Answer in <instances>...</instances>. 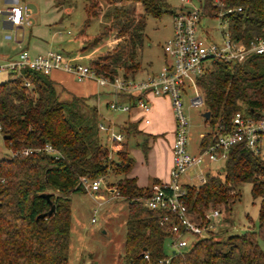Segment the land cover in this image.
<instances>
[{
	"label": "trees",
	"instance_id": "1",
	"mask_svg": "<svg viewBox=\"0 0 264 264\" xmlns=\"http://www.w3.org/2000/svg\"><path fill=\"white\" fill-rule=\"evenodd\" d=\"M216 1L222 3L221 9H233L223 16L233 38L247 42L264 36V0H199L203 15L216 16L221 10ZM136 5L142 7L141 12H136ZM178 9L172 10L168 0H84V24L75 40H80L92 19L101 18L104 30L116 29L117 42L110 53L96 56L88 65L109 79L127 77L139 67L138 50L143 46L147 16L160 18L168 11L173 16ZM103 36L101 32L89 43L80 41L78 51H87ZM25 78L29 86L20 77L0 82V132L9 149V154L0 158V264H68L69 194L85 192L81 178L99 177L128 203L122 264H157L167 256H171L169 264H264L263 149L255 154L243 144L232 146L218 169L222 176L207 173L204 183L186 185L185 196L191 219L202 224L207 210L233 202L237 186L248 183L251 197L259 199L257 229L225 239H217V230H209L204 238L189 241L182 252L171 254L166 252L165 241L174 234L169 223H159L167 212L144 204L158 182L139 187L136 179L128 176L135 160L127 144L110 156L100 137L96 108L87 98L64 97V90L58 89L50 74L28 70ZM195 80L210 112L206 120L210 131L201 138L200 151L214 141V131L230 129L236 112L251 113L264 107V54L242 63L210 59ZM138 98L141 96L130 95L127 102L135 106ZM122 130L126 137L141 133L131 123ZM46 145L57 155L46 152ZM137 145L147 152V139ZM26 148L38 150L28 155L10 154ZM112 176L116 178L111 180ZM44 193L50 194L54 212L40 217L51 207Z\"/></svg>",
	"mask_w": 264,
	"mask_h": 264
},
{
	"label": "built area",
	"instance_id": "2",
	"mask_svg": "<svg viewBox=\"0 0 264 264\" xmlns=\"http://www.w3.org/2000/svg\"><path fill=\"white\" fill-rule=\"evenodd\" d=\"M181 2L182 6L173 15L172 37L163 46L168 62L157 74L149 75L142 80H132L122 75L109 79L97 75L88 64L73 62L63 53L55 51L32 55L22 49L15 57L5 59L0 57V75L5 74L11 79L20 77L24 80L25 86L30 85L25 78V72L28 70L42 74L63 70L72 74L77 81L91 79L101 87H110L115 94L142 96L137 99L135 106H141L145 111L150 109L145 96L164 95L170 98L175 116L170 180L154 183L151 187L152 194L145 199L144 204L151 209L167 212L159 223L166 226L169 223L168 228L174 234L168 244L171 254L182 252L188 245L189 241L185 238L187 233L204 238L207 231L215 229L216 223L219 222L218 217L221 215V210L213 208L203 214L202 224L193 221L185 203L186 185L181 183V176L188 169L199 166L205 158L216 163L225 160L229 149L236 144H243L255 154L261 153L264 148V107H261L252 110L251 113L236 112L231 119L229 130L218 134L214 131L215 139L206 149L195 155L188 152V117L182 98L185 85L190 84L194 90V96L190 100L191 105H202V96L195 79L202 72L204 64L210 59L242 63L253 55L264 54V36H256L243 42L241 39L233 38L228 28H217L219 39H209L206 34H197V26L203 16L202 9L193 5L191 0H181ZM216 5L222 8L221 2L216 1ZM232 11V8L221 9L213 18L217 19L220 25L227 24L223 16ZM0 15H5V22L14 30L30 26L32 23L30 10L26 4H13L5 9L0 8ZM5 38L16 39L15 35L10 34L5 35ZM108 106L112 110L127 112L134 105L129 102H111ZM145 122L148 123V120ZM98 127L107 134L110 141L120 142L123 139L122 133L111 126L99 124ZM37 150L26 148L17 152L10 151V154L28 155ZM44 150L54 156L57 155L50 145H46ZM205 179V176H199L200 184L204 183ZM80 183L85 192H96L101 188L104 180L102 177L93 180L81 178ZM91 221L94 222L95 218L92 217ZM170 257L159 259L157 264H169ZM144 258L147 259L148 255L144 254Z\"/></svg>",
	"mask_w": 264,
	"mask_h": 264
},
{
	"label": "rangeland",
	"instance_id": "3",
	"mask_svg": "<svg viewBox=\"0 0 264 264\" xmlns=\"http://www.w3.org/2000/svg\"><path fill=\"white\" fill-rule=\"evenodd\" d=\"M19 1L27 2L32 10L33 24L25 28V39L22 43L23 47H26L30 53L44 51V48H47L61 52L64 55L75 54L78 57H86L90 61L96 56H105L110 53L116 45V29L112 31L104 30L103 25L105 22L101 18L92 19L85 33L79 36L80 40H75V36L82 30L84 24V0H73L72 3L71 0H66L62 3L60 0ZM191 2L195 6L199 5V0H191ZM5 3L4 0H0V8H4ZM168 3L170 8L174 10L182 2L181 0H168ZM135 9L136 12H141L142 7L136 5ZM172 24L173 16L169 11L164 12L160 18L147 16L143 46L138 50V60L146 70L151 71L161 66L165 58L163 46L172 35ZM217 28L227 29L228 26L227 24L220 25L217 19L204 14L198 23L197 34H202L201 30H208V38L216 40L219 39ZM5 31L9 34H14V30L3 29L0 22V43L2 45H7V43L14 44L3 40ZM101 32H104L105 36H103L100 43L89 47L85 52L78 51L81 47V42L89 43L94 39L95 35H99ZM20 35L21 31L18 32V36ZM36 42L39 43L38 47L42 49H37ZM0 53H2L1 50ZM80 62L85 64L87 60ZM6 78L7 75H0V82ZM193 96L192 88L186 85L182 98L183 107L188 117L189 139L187 149L190 153L198 150L200 134L210 130V125L202 116L206 111V107L204 104L191 105L190 99ZM100 132L102 133L101 135L104 134L106 136L104 132ZM102 137L105 142L104 136ZM145 137L144 134H141L136 135L133 139L131 138L129 140L130 149L142 151L140 147L136 148V140L143 142ZM8 154L9 149L4 145L0 132V158ZM221 165V162L213 164L205 158L199 168L188 169L185 173L186 176L182 175L180 181L198 184V180L194 176L197 173H203L204 175L207 173L219 174L222 176L218 171ZM188 176L192 180L187 181L186 177ZM109 178L114 180L116 177L112 176ZM110 187L104 180L103 185L96 192L74 191L69 194L71 199V229L68 264L123 263L128 203L126 199L120 196L112 200H105L109 196L105 189L108 190ZM236 191L238 195L233 202L217 208L221 210V215L218 217L219 222L216 223L214 229L217 230V239H225L228 235L240 234L250 228L256 230L258 227L259 199L251 197L250 184L241 183L237 186ZM100 195H103L104 200L100 199ZM92 217L95 218V222L91 221ZM185 238L191 241L195 239V236L187 233ZM168 244L169 241L166 240V252L169 251Z\"/></svg>",
	"mask_w": 264,
	"mask_h": 264
},
{
	"label": "crops",
	"instance_id": "4",
	"mask_svg": "<svg viewBox=\"0 0 264 264\" xmlns=\"http://www.w3.org/2000/svg\"><path fill=\"white\" fill-rule=\"evenodd\" d=\"M4 1L6 2L5 6L4 8H1V9H5L7 6H10L13 4H18V5L26 4L30 10V19L32 22L31 25L33 24V19L31 17L32 10L29 7L27 2L19 1V0H4ZM181 6H182V3L180 6H178V8ZM0 22L2 24L3 29L14 30L10 27L8 23L5 22V15H0ZM30 26H27V27H30ZM25 28L26 27L18 28L13 31L14 34L12 33L10 34L12 36L15 35L16 37L15 40L6 39L5 35L9 33L7 31L4 32L3 40L6 42H13L14 44L11 45L7 43V45H2L0 43V50L2 51V53H0V57L2 59L15 57V55L18 54V52L22 49L27 50L26 47H23L22 45L25 39ZM19 31H21L20 36H18ZM201 31H202V34H206L209 36L208 30H204V31L201 30ZM172 33H173V24H172ZM36 44H37V49L39 50L42 49L41 47H38L39 43L36 42ZM52 51L53 50L44 48V51H37L35 53H30L29 51L28 52L32 55H35V54H45L47 52H52ZM55 52H58V51H55ZM65 56H67L73 62L81 63L80 61L87 60V63L85 64H88V61H89L88 58L78 57L75 54L74 55L66 54ZM166 62H168V58L165 54V58L161 66L158 67V69H154L151 71L146 70L141 65V63H139V67L137 71H135L133 75L129 74L127 78H131L132 80H142L149 75L157 74L162 69V67L164 66ZM50 77L52 80H54L57 83L58 89L64 90L62 94H64L65 97L70 96V95H75L78 97L87 98L89 105L94 106L96 108L98 125L103 124L104 126H107V127L111 126L117 132L122 133L123 139L120 142L110 141V139H108V136L104 131L102 132H104L106 136L104 134L101 135L102 133L100 132V137L102 140L103 139L102 136H104L105 142L102 140V143L106 144V146L108 147V150L110 149L109 150L110 156H113L115 152L124 148L125 143L127 144V148H129V151L130 153H132V155L134 156L133 158L135 160L134 165L130 173L128 174V176L134 177L139 187L150 186L152 182L154 181L168 182L170 180V174H171V169H172V145H173L174 136H175V116L172 110L170 98L168 96H164V95L145 96V101L150 106V109L148 111H145L144 108L141 106H133L127 112L117 111V110L110 109L108 105L111 102L125 103L128 101V96L115 94L111 90L110 87H107V86L101 87L97 85V83L94 80H91V79H87L84 81H77V79L72 74L66 71H63V70L52 71L50 73ZM186 85H188V87H191V85L188 83ZM186 85H185V88H186ZM185 88H184V91H185ZM193 93H194V90H193ZM146 120H148V123L145 122ZM130 123L135 124L137 127V130L141 132L140 134H137V135L144 134L146 136L145 139H147V146H148V150L146 153H144L143 151L139 152V149H135V150L130 149L129 140L131 138L133 139V137H135L136 135H129L126 137L124 131L122 130V127L127 126ZM206 133L200 134V141H201V138ZM141 143L142 142H139L136 140V145H135L136 148L140 147L137 144H141ZM199 152H200V144H199L198 150L191 152V154L195 155ZM202 163L200 165H202ZM211 163L216 164V162H211ZM199 166H195V167L199 168ZM210 170H211V167H210ZM185 173L183 174L184 176H186ZM202 175L206 177L207 174L204 175L203 173H197L196 175H194L196 179L198 180V184L187 183L186 181L181 182V183L183 185H199L200 184L199 176H202ZM186 180L190 181L192 179L190 178V176H188L186 177ZM105 191H107L109 195L105 200H109V199L112 200L115 197H119V195L117 194V192L115 191L113 187H110L108 190L105 189ZM99 197L100 199L104 200L103 195H100Z\"/></svg>",
	"mask_w": 264,
	"mask_h": 264
},
{
	"label": "water",
	"instance_id": "5",
	"mask_svg": "<svg viewBox=\"0 0 264 264\" xmlns=\"http://www.w3.org/2000/svg\"><path fill=\"white\" fill-rule=\"evenodd\" d=\"M202 116L204 117V119L208 120L210 118V112L209 111H205ZM49 195L48 193H44L43 196L46 197L49 200ZM50 203V210L48 212H46L45 214H41L40 217H44L46 215H51L54 212V204L49 200Z\"/></svg>",
	"mask_w": 264,
	"mask_h": 264
}]
</instances>
